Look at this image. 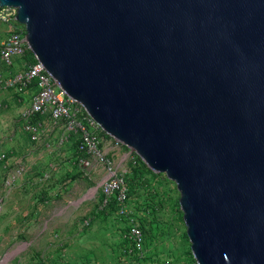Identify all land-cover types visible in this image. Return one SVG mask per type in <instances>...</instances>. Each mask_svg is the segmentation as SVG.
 I'll return each instance as SVG.
<instances>
[{
	"label": "water",
	"instance_id": "obj_1",
	"mask_svg": "<svg viewBox=\"0 0 264 264\" xmlns=\"http://www.w3.org/2000/svg\"><path fill=\"white\" fill-rule=\"evenodd\" d=\"M35 58L180 193L197 264H264V0H0Z\"/></svg>",
	"mask_w": 264,
	"mask_h": 264
},
{
	"label": "rangeland",
	"instance_id": "obj_2",
	"mask_svg": "<svg viewBox=\"0 0 264 264\" xmlns=\"http://www.w3.org/2000/svg\"><path fill=\"white\" fill-rule=\"evenodd\" d=\"M8 32L0 24V46ZM106 146L129 187V200L113 208H99L102 166L83 168L75 146L62 147L59 138L31 144L33 164L0 175V264H197L176 184L110 138ZM134 226L143 233L141 251Z\"/></svg>",
	"mask_w": 264,
	"mask_h": 264
},
{
	"label": "built area",
	"instance_id": "obj_3",
	"mask_svg": "<svg viewBox=\"0 0 264 264\" xmlns=\"http://www.w3.org/2000/svg\"><path fill=\"white\" fill-rule=\"evenodd\" d=\"M17 14L15 7L0 8V24L9 28L6 41L0 46V90L32 93L30 106L22 113L21 121L33 142L41 141L45 132L42 118L46 117L55 131H61V144L75 146L80 166L85 169L93 168L95 164L102 166L106 174L101 185V210L107 208L114 198L118 204H125L129 200L126 172L115 167L108 158L110 148L106 146V140L110 136L104 134L83 106L66 95L42 63L36 58L32 60L26 28L16 20ZM16 59L22 60L23 65L14 73ZM110 139L117 146H123L112 137ZM131 232L134 245L141 251L142 231L134 226Z\"/></svg>",
	"mask_w": 264,
	"mask_h": 264
},
{
	"label": "crops",
	"instance_id": "obj_4",
	"mask_svg": "<svg viewBox=\"0 0 264 264\" xmlns=\"http://www.w3.org/2000/svg\"><path fill=\"white\" fill-rule=\"evenodd\" d=\"M22 65V60L16 59L12 71L16 73ZM31 96L16 90H0V175L6 173L11 165L22 163L24 160L26 163L33 164V159L38 156L37 151H32L31 144L39 145L41 141L33 142L30 135L25 132L21 121L22 113L30 106ZM42 120L45 130L42 139L59 138L61 140V131H55L48 118L45 117ZM71 145L61 144L62 147ZM20 170V175H26L24 174L27 171L26 167H21Z\"/></svg>",
	"mask_w": 264,
	"mask_h": 264
},
{
	"label": "trees",
	"instance_id": "obj_5",
	"mask_svg": "<svg viewBox=\"0 0 264 264\" xmlns=\"http://www.w3.org/2000/svg\"><path fill=\"white\" fill-rule=\"evenodd\" d=\"M31 57H32V60L34 61L35 60V57L33 56V54H31ZM104 134H106V133H104ZM110 138V137H109ZM125 147V146H124ZM126 148V147H125ZM139 160L141 161V159L139 158ZM101 200H102V198H101ZM101 202V201H100ZM117 205H119L118 204V202H117V200L114 198V199H112L111 200V202H110V204H109V206L110 207H115V206H117Z\"/></svg>",
	"mask_w": 264,
	"mask_h": 264
}]
</instances>
